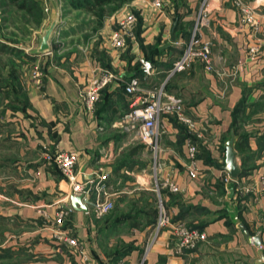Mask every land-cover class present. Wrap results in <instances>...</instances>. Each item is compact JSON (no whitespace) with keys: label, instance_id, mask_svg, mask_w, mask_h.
<instances>
[{"label":"crops","instance_id":"crops-1","mask_svg":"<svg viewBox=\"0 0 264 264\" xmlns=\"http://www.w3.org/2000/svg\"><path fill=\"white\" fill-rule=\"evenodd\" d=\"M242 1L254 6V0ZM152 2L122 4L104 19L99 42L95 37L84 43L78 34L69 38L68 25L61 21L50 52L35 50L32 60L37 61L38 76L28 72L22 99L11 96L7 106L0 105V264H115L119 260L124 264H264V192L258 180L264 169V1L254 9L256 23L250 25L242 22L233 0H211L208 22L199 33L210 41L217 69L237 68L236 75L224 78L205 72L200 63L166 76L168 69L162 64L172 66L183 51L198 20L201 0H173L164 11ZM62 8L68 16L79 12L64 4ZM131 12L138 14L139 33L125 50L127 58L125 52L112 49L106 38L117 21ZM175 20L178 29L175 42H171ZM155 46L163 51L152 54L150 60L149 50ZM250 47L258 51L250 54ZM165 55L167 59L160 61ZM141 58L154 65L157 62V72L145 75L143 86L155 88L157 85L148 81L159 78L158 88L164 83V91L181 100L203 134L198 139L201 144L194 174L189 168L188 137L168 116L160 123L158 152L143 142L137 150L127 152L135 132L124 128V121L120 124L131 102L120 88L121 81L107 86L93 111L84 107L80 94L102 69L113 68L129 80ZM26 62L18 61L20 70H27ZM232 129L236 133V164L244 171L236 188L221 168ZM51 149L78 151L77 173H109L105 183L109 190L119 191L118 195L136 186L133 189L140 190L136 204L153 207L154 217L139 216L135 221L114 224L105 221L101 228L104 236L100 237L99 220L103 217L93 219L75 210L73 224L87 261L82 254L72 260L51 242V232L43 229L44 215L54 213L62 190L70 191L68 183L44 159ZM101 151L112 154L102 165ZM167 182L177 190L171 191ZM250 186L253 193L244 190ZM160 205L172 220L182 219L205 230L207 239L176 253L170 234L155 229ZM109 230L117 233L119 244L109 240ZM104 237L108 239L105 244L101 242ZM127 246L130 250L114 261L116 253Z\"/></svg>","mask_w":264,"mask_h":264},{"label":"built area","instance_id":"built-area-1","mask_svg":"<svg viewBox=\"0 0 264 264\" xmlns=\"http://www.w3.org/2000/svg\"><path fill=\"white\" fill-rule=\"evenodd\" d=\"M264 0H254V6L246 4L242 0H233L238 9L240 18L245 24L253 25L256 23L254 9L261 6ZM156 7H162L161 1H154ZM211 0H201L200 12L198 20L195 22L189 41L184 45L183 51L172 66L167 70V77H170L178 72L186 71L192 68L196 63H200L207 73L215 74L220 78L234 76L237 73L235 66H230L227 69H217L214 66L212 45L210 41L203 40L200 37L199 30L201 26H205L208 22V14L211 11ZM137 21L135 13L131 12L118 20L116 28L109 35L107 44L115 51L122 54L127 47L134 41V30ZM257 48L250 47L249 53H255ZM174 55H176L174 53ZM165 55L160 58V61L167 59ZM163 58V60H162ZM143 72L145 75H152L157 72V66L143 58L140 59ZM120 76L118 71L114 69H106L91 80L87 89L80 94L82 102L87 111H93L95 104L100 98L101 90L110 84L113 80ZM164 84V83H163ZM159 88L146 89L142 85V80L139 77L132 76L125 82L124 92L131 97L129 110L124 114L122 122L126 123L127 127L134 130L135 137L141 142L151 145L154 152H158L159 144L157 137L160 134V123L163 117H169L171 113H176L178 119L184 123L197 139H202L203 134L197 131L196 124L183 113V105L179 98L167 94L164 91V85ZM187 148L190 158L191 174L196 170L195 159L198 155V144L191 137L187 138ZM79 152L76 150H60L55 149L53 152H48L44 155V159L48 165L54 166L61 177L68 180L70 183V191L61 196L56 201V209L54 217L58 222L66 220L75 212L70 203V195H82V201L86 204L87 210L84 214L93 218L100 219L110 213L114 208L115 196L119 191L109 190L105 180L109 173L105 172L100 175L89 174L80 175L76 171V166L79 161ZM112 157L107 151H101L102 163L109 161ZM105 160V161H104ZM155 176V172L153 173ZM231 178V177H230ZM232 179V178H231ZM233 180V179H232ZM258 180L261 183V190L264 192V169L258 175ZM236 185L238 181L233 180ZM171 191H176L177 188L172 182L168 184ZM158 189V188H156ZM246 192L253 193L252 186L244 189ZM236 191V189H235ZM157 232L165 230L170 234L171 240L174 242L176 253H181L185 249H192L197 244L207 239L206 231L195 228L188 224L185 220H172L165 212L163 206L160 205V212L155 224ZM56 240L59 244L73 250L74 254H82L84 262L87 261L84 253V245L82 240L76 236H70L65 233L58 234ZM115 264H124L123 260L117 261Z\"/></svg>","mask_w":264,"mask_h":264},{"label":"rangeland","instance_id":"rangeland-1","mask_svg":"<svg viewBox=\"0 0 264 264\" xmlns=\"http://www.w3.org/2000/svg\"><path fill=\"white\" fill-rule=\"evenodd\" d=\"M154 1L156 0H153L152 4L154 7H156L154 5ZM160 1L162 4V7H156V8L164 11V10L169 9V6L171 5L173 0H160ZM38 2H39L40 7L43 10V18L40 23H37L36 17L34 18L33 16L28 15L23 10L16 8L14 5L10 4L7 0H0V105L7 106L11 102L9 101L11 96H15L17 99H20V100L22 99L21 94H22L23 87H26L27 81L25 79H26L28 72L29 73L33 72L35 76H38V70L37 68H35L37 61H35V59L32 60V56L33 58H35L34 57L36 56L35 50L38 49L39 47L38 45L40 44V41H41L40 36L43 30L46 29L50 25L51 21L56 16L54 13H59L58 25L61 23V21H64L66 23V26L68 25L66 31L68 32L67 33L68 35L70 34V37L68 36L69 38L75 37V34H78L80 36L79 38H82L83 42L84 41L88 42L90 39H94L95 37H96V42H99L100 40H102L100 36H98L100 27H98V30L96 29V31H92L93 23H89L90 18H91L89 14L83 13V12L82 13L75 12L68 16V14L65 11V8H62V4H64L65 6L66 0H38ZM170 8L172 9V7ZM133 13L136 14V12H133ZM64 15L66 16V18H68L66 19V21L63 18ZM136 16H137V21H136L135 30H134V41L137 39L136 30L138 28V21H139L138 14H136ZM69 25H71V27H69ZM115 27H116V24H115ZM57 28L55 31V36L58 37L59 34L56 35ZM53 37L54 35L52 36V38ZM106 39L108 41L109 36ZM124 52L126 54V57L128 58L129 57L128 52L126 51ZM23 60L28 61V63L26 62L27 64L24 63L26 67H28L27 70L26 69L20 70L18 61L23 62ZM108 69H113V68H108ZM103 70H106V68ZM144 82L142 83V85H144ZM158 82H159V78L152 80V81H148V84L157 85L155 86V88H158V84H159ZM150 85H147V86L149 87ZM87 87L88 85L83 90L87 89ZM144 88H147V87H144ZM149 89H154V86L149 87ZM101 97L102 95L100 96L98 102L100 101ZM182 114L189 117L187 113L185 112L184 108H183ZM169 117H171L172 119H176L177 123L184 125V123L178 119V116L175 112L171 113ZM186 128L188 129V127ZM160 132H161V126H160ZM140 144H141V141L137 139L136 137H134L132 145L128 147L129 150L127 152H130L131 150L132 152L137 150ZM197 144L199 148L201 143L198 142ZM54 150L51 149V150H48V152L51 153ZM55 170L57 169L55 168ZM128 174L133 175L130 172ZM239 177L240 176H238L237 178L233 180L238 181ZM61 179L65 180L62 177ZM65 181L66 183H68L69 190H70L69 181L68 180H65ZM132 187L135 188L136 186H132ZM133 188H130L132 190L127 194H123V195L120 194L118 196H115L114 198L115 208L109 214L110 217L108 218L107 216H105L99 220V225H100L99 236L100 237L104 236V234L102 235L104 231L103 232L101 231V228H103L102 227L103 222L107 221L108 219L113 220L112 217L122 218V216L127 213L128 208L130 209L131 203L136 200V197L140 193V190L133 189ZM64 194H66V192L62 190L60 197L64 196ZM154 194L153 195L148 194V196H152L154 199H156L157 196ZM143 197L145 198V195ZM147 197L146 199H149ZM54 215H55V211L52 215H49V214L44 215L46 217L44 219L45 226H43L44 227L43 229L47 230V232L49 233L51 232V239H50L51 242H53L54 244L55 243L58 244L61 248L64 249L65 253L68 256L70 255L72 257V260H75L76 254H74L73 250L67 248L64 245L59 244L58 241L56 240V236L61 233H65L70 236L77 235L76 230L74 228V224H73V217L70 216L68 218H65L66 220H62L61 222H58L56 218L54 217ZM109 236H111L109 240H111L112 243L116 245L119 244V239H116L117 233L113 234L109 230L108 237ZM104 238L101 239V242L105 244L108 241V239L106 238L104 239ZM75 264H82V263L75 262Z\"/></svg>","mask_w":264,"mask_h":264},{"label":"trees","instance_id":"trees-1","mask_svg":"<svg viewBox=\"0 0 264 264\" xmlns=\"http://www.w3.org/2000/svg\"><path fill=\"white\" fill-rule=\"evenodd\" d=\"M7 1L10 4L14 5L16 8L23 10L28 15L33 16L34 18L36 17L37 23L41 22V20L43 18V10L39 5L38 0H7ZM130 1L131 0H66L65 6L67 8L77 10V11H79V13L83 12V13L89 14L91 17L89 23H93L92 31H96V29L98 30V27H101L103 25V21L106 17H108L112 13H114V11L117 10L122 4L130 2ZM175 18L179 19V21H180L181 16L177 15ZM177 29H178V27H177ZM138 33H139V29L137 28V30H136V37L137 38H138ZM162 51L163 50L159 49L158 46L157 47L155 46L154 48H150L148 59L152 60V54L154 55V53H162ZM150 60H148V61H150ZM154 63H156V65H157V62H154ZM162 66L166 67V70H167V69H169V67L171 65L169 63H165V64H162ZM106 69H108V68H106ZM132 70H134L133 75L141 78L142 83H143L145 81V80H143L145 74L143 72L142 64L140 63V61L137 62L133 66ZM125 76L126 75L119 76L117 79L113 80L112 82L121 81L123 84L120 86V88H122L124 90L125 82L127 81L125 79L128 78ZM110 84H108L107 86H109ZM107 86L101 90L100 96L104 93ZM173 121H175V123L179 126V129L181 131H183V133L186 137H191L194 142L198 143V139L195 137V135L192 132L189 131V129L186 128L185 125L177 123L176 119H173ZM234 129L236 130V127ZM243 172L244 171L242 170L241 174ZM234 195L235 194H233L232 199L234 198ZM150 197L152 198V196H150ZM136 202H137V200H135L134 202L131 203L130 209L128 208L127 213L124 214L122 216V218L121 217H116V218L112 217L113 220L108 219L107 221L110 220L111 223L114 224V223H118L122 220L135 221V218H137L139 216H143V217L153 216L154 217V213L156 211H154L155 209L153 207H142V208H140V207H138ZM114 208H115V205H114ZM114 208L112 209V211L114 210ZM110 213H108L106 215L108 218L110 217V215H109ZM197 228H199V227H197ZM130 248H131L130 246H127L126 249L123 250V252L116 253L114 261L119 259L122 256V254L125 253L126 251L130 250Z\"/></svg>","mask_w":264,"mask_h":264},{"label":"water","instance_id":"water-1","mask_svg":"<svg viewBox=\"0 0 264 264\" xmlns=\"http://www.w3.org/2000/svg\"><path fill=\"white\" fill-rule=\"evenodd\" d=\"M58 19H59V13L56 14V16L51 21L50 25L46 29L43 30L40 36L41 41L37 49V52L39 54H46L50 52V43L52 40V36L55 33L56 28L58 27ZM177 24H178V20H175L172 30H171V34H170L171 42H175L176 40L175 31H176ZM165 47H168V45H166ZM235 138H236V133H235V130L232 129L230 136L225 143V159H224V164L221 167L222 170L227 172L232 179H235L238 176H240L242 172L241 167L236 164L237 153L235 152L233 148ZM233 192L234 190L232 191L231 196H233ZM82 197H83L82 195H74V194L70 195V203L72 207L74 208V210L76 211H86L87 210V206L82 201Z\"/></svg>","mask_w":264,"mask_h":264}]
</instances>
